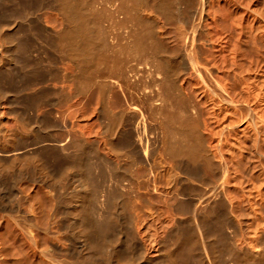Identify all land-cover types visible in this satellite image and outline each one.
I'll use <instances>...</instances> for the list:
<instances>
[{
    "label": "bare ground",
    "instance_id": "bare-ground-1",
    "mask_svg": "<svg viewBox=\"0 0 264 264\" xmlns=\"http://www.w3.org/2000/svg\"><path fill=\"white\" fill-rule=\"evenodd\" d=\"M29 1L32 20L61 29L58 89L81 78L80 100L46 114L79 106L89 123L32 143H50L22 159L50 224L32 234L23 192L1 195L18 228L0 226V264H264V0ZM13 12L0 6V31Z\"/></svg>",
    "mask_w": 264,
    "mask_h": 264
},
{
    "label": "rangeland",
    "instance_id": "rangeland-1",
    "mask_svg": "<svg viewBox=\"0 0 264 264\" xmlns=\"http://www.w3.org/2000/svg\"><path fill=\"white\" fill-rule=\"evenodd\" d=\"M29 2H30L29 0H26L25 2H23L21 4L19 2V0H4V2H3V0L0 1V3H1L0 6L4 5L5 7L9 8V9L10 8L14 9V12L12 13V15L2 23V25H1L2 31H0V57L4 56V52H6V51H8V52L10 51V53L14 54V55L12 54L14 57L13 62H8V63L2 62V64L0 62V87L3 90L4 89L9 90L8 94H5V93L0 94V129H1L0 130V141L12 139V142L15 146L26 147V148H23L21 150L14 151L15 153L13 152V154H16V157L19 158L16 161V163H18V164L15 163L14 165H11V167H9V168H8V166L10 165L9 162L11 161L10 155L12 157L13 154L9 153L10 155L9 154L6 155L4 153H2V154L0 153V160H2L5 163L3 165V162H2V165L0 166V197L2 195V196H5L7 199H9V198H11L10 193L13 194V192H15V191H18L19 193L23 192L24 197L27 198V199H24V197H23V201L25 202V203L23 202L24 203L23 207H24V209L26 208L25 211L28 210V212L31 211L30 213H32V214L28 213V214H30V216L29 215L28 216L31 217L32 215L36 214L35 211L38 213V216H39L38 217L36 214L35 216H33L34 218L33 217L30 218L31 222L32 223L34 222L33 225L35 226V227H31V229L33 228L32 229L33 233L31 231L30 232L34 235H37V236L39 235V237L41 238V236L43 235V231L41 232L39 229L42 230V228H39V227H43V225H45V227H47L50 224L49 223V221H50V216H49L50 205H49V202L46 201L48 203L46 206H44V203H43L44 200L42 198L43 196L41 197L40 195L44 194V192H46L44 195H45V197L46 196L48 197L49 193L46 190V188H44V186H42L41 184L31 183V181L28 180L29 178L25 179V176H23V175L29 176L28 172H30V171L33 172V170L30 169L28 166H26L25 162L22 159L24 157L26 158V157L31 156V154H34L35 152L37 153V151H40L44 147H46V148L50 147L49 141H44V142L42 141L41 144L39 143L37 145L32 144V143L36 142L37 141L36 139H38V138H39V140H41L42 138L40 136L43 137V136H45L44 134H46L48 132L50 138L63 139L67 135V130L69 127H71V125H72V127H74V128L77 127L79 129L80 127L82 128L84 125L86 126L89 123V120H88L86 113L79 106H78L79 108L76 106L75 108H77V109H75V110H74V108H72L74 110V111L72 110L74 113L72 112L70 116H67V118L63 117V119L62 118H56L53 120L52 114L49 117L46 114V110H48L47 105H49V106L54 105L53 107L57 109V108L62 107L63 105L65 106L66 102L69 103V102L75 101L76 99L80 100V97H81L80 96V92H81V87H80L81 81L80 80H81V78L79 76L77 77V74H75L76 78H72V80H71L72 82L70 81V89L66 93L61 92L60 89H58V86L60 84H62L61 81H63L67 77V74L65 73L66 72L65 68H67V67H65V66L69 65V62L66 60L64 61V57H61L62 53L59 50V48L57 47L58 43H55V42H57V36H58V33L61 31V29L56 28L54 26L44 27L42 25L43 26L42 27L41 24H39V21L36 23L35 19L32 20L33 14L31 13L32 8L29 6ZM6 4H7V6H6ZM23 21H25V22H23ZM34 23H36V24H34ZM58 29H59V31H57ZM9 41H12L13 43H15V42L16 43H18V42L23 43V45L26 44V45H28V49L25 52H22L21 53L22 56H21V54H19L20 50H21L19 48V46L16 45V46L11 47L9 44ZM33 47L35 48V53H33L31 51V49ZM23 60H26L25 61L26 63L23 62ZM34 64H36L35 65L36 67L34 66ZM39 66H40V68H39ZM43 66H45L47 69L44 68ZM51 72H52V74H51ZM7 77H8V79H7ZM22 79H24V81ZM32 79L33 80L35 79L34 82H36L37 84H36V86L33 87V90L32 89L28 90L27 85L29 83L33 82ZM37 80H38V82H37ZM58 83H60V84H58ZM54 84L57 86L56 89H55L56 86H54ZM28 100H29V102H28ZM35 100H36V102H38L39 106L41 105V107H39L40 110H38V112L34 113V109H32L30 107V105H32L31 103L33 101L35 102ZM36 102H35V104H36ZM44 104L45 105L47 104L46 105L47 108L44 106ZM16 110L18 111L19 114L22 113V115L26 118L25 121L30 126V127L27 126L28 130L26 129L23 132L18 131L21 129L19 128V125H16L18 123L15 122L16 120L13 117L14 116L13 113H15ZM10 114H11V116H10ZM35 114H38V115H35ZM49 122H50V125H49ZM44 130L46 131V133L44 132ZM33 139H34V141H33ZM27 144H30V145L32 144V145L29 146ZM91 154H93V153L91 152ZM93 155H90V153L86 154L85 161L90 162L92 158L90 159L89 157H91ZM6 162H8L9 165ZM4 166H6L7 168H5ZM32 172H30V173H32ZM104 174H105L104 175V177H105L106 172H104ZM14 175H16V176H14ZM106 177H105V179H106ZM29 198H30V200H28ZM40 201L42 204L40 203ZM25 205H26V207H25ZM38 205L40 207H38ZM41 205L44 206V207H42L43 209H41ZM23 207H22V209H23ZM36 208H38V209H36ZM24 209L22 211L24 213H27L24 211ZM46 209L48 211H46ZM40 210H42V211H40ZM43 210H45V212H48V216H46L47 213L44 215ZM39 211H40V214H39ZM41 212H43L42 215H41ZM0 217H1L0 223L2 224L0 226H3L5 223L6 225H8L10 227L9 228L8 226L5 225L4 227H6V230L4 227L3 228L0 227V229L2 228L4 230L3 232L6 231L7 234H9V231L11 233V232H13V230L15 231L16 228H18L16 224L14 225L15 222L13 221V219L11 217H10L11 219L9 217H6V216L5 217L0 216ZM35 217L36 218L38 217V219H36ZM5 218H6V220H4ZM45 220H46V222H45ZM21 224H23V222H21ZM24 225L25 224H23V226ZM11 226L12 227L16 226V227H15V229L14 228L12 229ZM24 227L27 228L26 225ZM36 227L38 228V230ZM31 229H29V230H31ZM42 244L44 245V243H42Z\"/></svg>",
    "mask_w": 264,
    "mask_h": 264
}]
</instances>
